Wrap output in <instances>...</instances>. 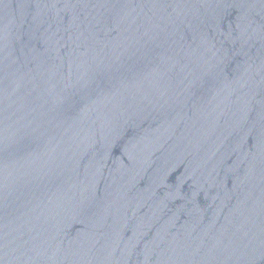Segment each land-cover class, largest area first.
<instances>
[{"label":"water","instance_id":"95a60500","mask_svg":"<svg viewBox=\"0 0 264 264\" xmlns=\"http://www.w3.org/2000/svg\"><path fill=\"white\" fill-rule=\"evenodd\" d=\"M0 264H264V0H0Z\"/></svg>","mask_w":264,"mask_h":264}]
</instances>
